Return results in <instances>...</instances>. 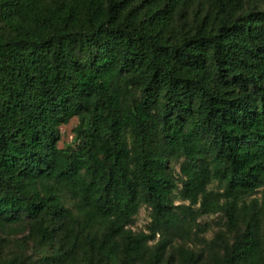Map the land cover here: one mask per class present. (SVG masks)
<instances>
[{
	"label": "trees",
	"instance_id": "obj_1",
	"mask_svg": "<svg viewBox=\"0 0 264 264\" xmlns=\"http://www.w3.org/2000/svg\"><path fill=\"white\" fill-rule=\"evenodd\" d=\"M0 264H264V0H0Z\"/></svg>",
	"mask_w": 264,
	"mask_h": 264
},
{
	"label": "rangeland",
	"instance_id": "obj_2",
	"mask_svg": "<svg viewBox=\"0 0 264 264\" xmlns=\"http://www.w3.org/2000/svg\"><path fill=\"white\" fill-rule=\"evenodd\" d=\"M78 124V119L73 117L67 124H62L58 127L59 129V139L57 141V145L59 147H66L68 145L74 144V128ZM183 201L180 199L175 203L179 204ZM202 220L210 222V228L208 231L202 234L203 238L206 240L212 239L215 234L224 229L223 221L220 215H211L203 217ZM150 221V210L146 206H142L138 212V214L134 217L133 222L130 227L132 230H146V226ZM20 237V236H17ZM158 237V235H157ZM14 239H10L8 242V251L12 249ZM197 246H201L200 244Z\"/></svg>",
	"mask_w": 264,
	"mask_h": 264
}]
</instances>
